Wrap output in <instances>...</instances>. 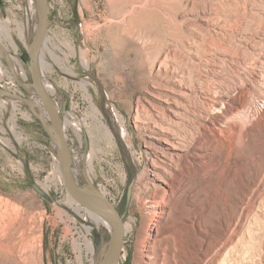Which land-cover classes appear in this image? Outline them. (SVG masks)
I'll list each match as a JSON object with an SVG mask.
<instances>
[{
	"label": "rangeland",
	"instance_id": "rangeland-1",
	"mask_svg": "<svg viewBox=\"0 0 264 264\" xmlns=\"http://www.w3.org/2000/svg\"><path fill=\"white\" fill-rule=\"evenodd\" d=\"M129 1L49 0L50 26L41 55L50 64L39 59L43 77L55 87V91H48L53 100L60 101L61 118L72 112L78 119L79 129H65L71 157L80 158L76 159L82 169L78 186L89 191L106 190L123 220L134 224L133 231L125 235L122 253L127 257H120L123 264H134L137 258L143 215L135 186L139 176H146V170L152 168L151 159L155 158L146 144L156 143L152 134L136 127V102L146 93L159 54L174 41L185 47L190 36L185 27L175 24L172 29L166 23V17L179 21L181 0H163L157 11L135 18L130 35L123 34L119 24L106 28L111 20L120 21L123 5ZM224 2L214 0V5L226 16L234 13L242 22L235 37L238 65L242 75L247 73L245 79L250 73L243 68L252 71L256 86L254 162L251 177L247 168L243 173L238 171L226 192L221 181H209L204 231L188 221L182 234L191 246L185 260L187 264H264V1L237 0L233 10ZM40 17L39 8L33 12L32 0H0V51L8 47L27 75L19 64L20 71L13 70L11 60L1 54L0 90L38 100L48 119L42 101L32 91L30 71L29 45ZM95 26L104 29L99 31ZM244 32L253 37L249 45L241 39ZM9 33L16 46L7 37ZM205 37L203 48L210 39ZM52 50L59 55V62ZM228 60L207 67L191 65L193 82L201 74L206 89L215 90L218 85L226 89L231 83ZM83 81L89 82L92 99L86 96ZM248 84L243 80V90ZM3 98L0 96V208L9 207L6 201L18 206L21 219L16 222L14 236L13 230L3 234L0 229V264H100L113 233L92 214H104L87 210L69 195L59 168L56 141L32 107L13 97L8 96V101ZM92 101L102 110L109 132L95 117ZM191 102L192 110L200 108V99L194 97ZM249 181L253 183L250 200ZM78 205L83 207L79 211ZM185 213L192 217L199 213L195 201ZM177 219L175 215L171 222Z\"/></svg>",
	"mask_w": 264,
	"mask_h": 264
},
{
	"label": "bare ground",
	"instance_id": "bare-ground-1",
	"mask_svg": "<svg viewBox=\"0 0 264 264\" xmlns=\"http://www.w3.org/2000/svg\"><path fill=\"white\" fill-rule=\"evenodd\" d=\"M225 1L226 6L232 10L237 5V0ZM162 2L163 0H130L123 5L120 21L111 20L104 26L107 28L111 25H122L121 32L130 35L135 18L143 17L145 14L149 16L161 8L159 4ZM180 3L179 21L166 17V23L168 28L172 29L175 24L185 27L190 36L185 40V47L174 41L159 54L157 59L155 58V61L153 60V78L145 87L146 93L136 102V127L149 130L152 139L158 145L146 141L147 146L153 149L155 158L151 159L152 168L146 170V176H139L135 186V197L143 221L139 230L137 258L134 264H187L185 254L191 250V246L182 234L189 224L188 221L198 225L200 231H204V211L207 207L209 181H221V188L226 192L228 184H231L233 178L238 175V171L241 170L243 173L247 168L249 177L252 175L255 128L253 97L256 86L251 76L252 71L243 68L245 72L247 70L250 73L245 79L247 73L242 75L238 65L240 57L235 47V37L242 22L234 13L226 16L220 8L215 7L214 0H181ZM32 8L33 12L34 9L39 8L37 0H32ZM104 26L94 28L102 31ZM206 35H209L210 39L208 46L203 48ZM7 37L16 46L10 33ZM241 39L244 44L249 45L253 37H249L248 33L244 32ZM1 54L11 60L13 70L19 72V64L24 75L27 76L19 59L9 51L8 47L5 46L0 51ZM52 54L59 62V55L53 50ZM227 57L231 68V78L229 77L231 83L230 86L225 87L226 89L221 88L220 85L215 90L206 89L202 84L204 78L201 74L197 78L199 80L193 82L189 68L191 65L207 67L209 64L224 61ZM40 58L50 64L44 56L41 55ZM1 63L0 58V68ZM68 70L72 72V69ZM212 70H208V73ZM40 74L45 90L48 93V88L55 91V87L43 77L41 71ZM243 80L249 83L245 90H243ZM88 84V81H83L81 85L86 91V96L92 99ZM32 91L35 92L34 89ZM237 92L240 94L236 97ZM0 96H4V101H8L6 94ZM194 97L201 100L200 108L196 111L191 108V100ZM53 101L58 111H61L60 101ZM92 107L95 117L100 121V126L108 129L109 132L108 125L102 119L103 112L95 101H92ZM32 109L45 117L38 100L33 101ZM27 116L29 117L28 114ZM62 120L64 129L67 126L79 129L78 119L72 112ZM76 159L80 161L78 156L71 157L69 149L70 167L71 170H75V174L72 173L73 179L78 184L77 179L82 169ZM246 187L247 198L250 200L252 181L246 183ZM97 190L108 198L106 190ZM193 201L196 202L199 210L194 217L185 213ZM6 202L9 207L0 208V229L3 234L13 230L14 236L18 231L17 228L15 229L16 222L21 219L20 208ZM81 208L83 207L78 205L76 209L79 211ZM175 215H178L176 223L171 222ZM92 216L100 224L103 223L108 230L110 229V232H114V222L111 218L106 215L92 214ZM134 220L137 221L135 218ZM124 224L126 234L133 231L132 222L125 220ZM232 242L231 240L229 243ZM108 248L109 245H105L103 252L106 253ZM121 256L126 258L127 253L123 252ZM121 258L115 264H123Z\"/></svg>",
	"mask_w": 264,
	"mask_h": 264
},
{
	"label": "water",
	"instance_id": "water-1",
	"mask_svg": "<svg viewBox=\"0 0 264 264\" xmlns=\"http://www.w3.org/2000/svg\"><path fill=\"white\" fill-rule=\"evenodd\" d=\"M37 1L39 3L41 17L37 33L29 45L30 71L33 88L42 101L49 118L45 119L41 113L33 111L40 119L43 127L49 131L51 138L57 143L59 168L69 195L87 210L104 214L111 218L114 222L113 238L100 264H115L122 254L125 243L126 230L124 220L119 210L105 195L100 193L98 190L89 191L82 189L73 179L69 163V143L63 126V120L51 95L43 87L39 67L41 51L48 38L51 15L50 2L49 0ZM0 94H6L9 97L24 101L32 107L33 100L29 97L2 90H0Z\"/></svg>",
	"mask_w": 264,
	"mask_h": 264
}]
</instances>
